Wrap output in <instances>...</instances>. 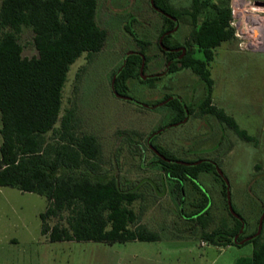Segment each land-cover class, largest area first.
I'll list each match as a JSON object with an SVG mask.
<instances>
[{
    "label": "rangeland",
    "instance_id": "1",
    "mask_svg": "<svg viewBox=\"0 0 264 264\" xmlns=\"http://www.w3.org/2000/svg\"><path fill=\"white\" fill-rule=\"evenodd\" d=\"M220 1L228 5L231 2ZM169 2L177 10L191 4V0ZM97 21L107 30L106 44L99 52H84L70 66L60 118L48 137L56 134L62 118L73 111L76 135L93 134L100 143L96 174L116 177L124 189H137L139 197L130 207L141 223L160 234V239L51 241L42 232L40 216L49 204L47 197L0 186V264H253L251 241L216 246L201 237L204 230L232 221L222 181L209 172L199 174L197 183L210 197L212 220L206 228L195 224L186 216L194 210L192 184L184 182L182 200L172 192L175 182L165 176L148 138L160 131L152 142L178 158L215 160L229 181L233 207L247 221L246 233L256 231L264 210V50L240 49L233 38L213 50L214 59L208 64L213 79L211 102L253 137L246 140L213 114H203L207 86L191 68L154 81L131 78L127 90L131 99L115 95L112 79L125 54L142 49L127 31L128 23L147 42L144 47L149 61L144 73L157 74L166 68V56L158 43L164 19L154 10L151 0H98ZM193 28L190 18L183 16L170 41L187 45ZM2 33L0 27V36ZM20 43L23 56L38 54L30 28L23 29ZM188 47L195 58L205 59L198 46ZM166 94L179 96L192 106L193 112L185 123H172L173 108L160 104ZM69 216L66 210L47 218L46 223L50 227L57 223L68 225Z\"/></svg>",
    "mask_w": 264,
    "mask_h": 264
},
{
    "label": "trees",
    "instance_id": "2",
    "mask_svg": "<svg viewBox=\"0 0 264 264\" xmlns=\"http://www.w3.org/2000/svg\"><path fill=\"white\" fill-rule=\"evenodd\" d=\"M154 4L158 8L152 6L154 10L164 19L159 47L166 56V65L172 61L167 74L182 68L193 69L207 86L208 95L202 102L203 114H213L240 137L253 140L232 116L211 102L213 79L208 64L214 59L213 50L236 38L230 26L231 11L227 1L191 0L190 6L182 10L175 9L169 0H154ZM97 8L98 0H2L0 186L18 187L47 197L49 204L40 216L42 232L48 234L51 241L159 240L160 234L141 223L138 214L130 207L139 197L137 189H124L116 177L96 174L101 156L100 143L93 134L76 135L73 111L62 118L56 134L48 137L49 132L55 131L60 118L62 91L70 66L84 52H99L106 44L107 30L97 21ZM183 16L189 17L194 27L187 45L171 42L173 32L167 34L161 44V36L176 28ZM24 28H30L34 33L38 54L33 57L23 56L20 34ZM126 28L142 49L126 57L125 67L116 78V88L123 96H127L128 81L141 78L142 55L146 58L144 69L149 61L144 47L147 42L129 28V23ZM188 46H198L205 59L195 58ZM180 47L186 49L183 56L182 49L173 50ZM170 96L166 94L164 99ZM167 104L174 110L172 123L184 119V104L190 113L193 112L192 106L178 98ZM153 145L165 158L180 159L165 147ZM155 156L161 162L165 176L175 182L172 192H177L181 200L184 182L192 184L194 210L186 216L203 228L212 220L210 197L201 189L197 178L201 172H209L222 181V192L232 221L225 220L212 230H204L201 237L216 246L241 245L234 238L243 223L229 209L227 185L215 164L206 160L197 165H186L168 161L156 153ZM66 210L70 211L68 225L57 223L50 227L46 223L47 218ZM242 239L244 236L240 235L239 240ZM249 241L254 245L253 264H264V231Z\"/></svg>",
    "mask_w": 264,
    "mask_h": 264
},
{
    "label": "built area",
    "instance_id": "3",
    "mask_svg": "<svg viewBox=\"0 0 264 264\" xmlns=\"http://www.w3.org/2000/svg\"><path fill=\"white\" fill-rule=\"evenodd\" d=\"M230 26L238 47L243 50H264V0H231Z\"/></svg>",
    "mask_w": 264,
    "mask_h": 264
},
{
    "label": "water",
    "instance_id": "4",
    "mask_svg": "<svg viewBox=\"0 0 264 264\" xmlns=\"http://www.w3.org/2000/svg\"><path fill=\"white\" fill-rule=\"evenodd\" d=\"M151 4H152V6L155 7L154 0H151ZM155 8H156V7H155ZM156 9H158V8H156ZM169 16L172 17L171 15H169ZM172 18H173L175 21H177V19H176L175 17H172ZM177 28H178V27L174 28L173 30H171V31H169V32H167V33H165V34H163V35L161 36V38H160V43L162 44V40H163V38H164L167 34L176 31ZM181 49L183 50V53H182L181 56H183V55L186 53V49H185V48H181ZM168 50H169V49H168ZM134 52H137V51H133V50H131V51H128V52L125 54L120 69H119V70L115 73V75L113 76V79H112V89H113V92L115 93V95H117L118 97H123V98L131 99L129 96H123V95H121V94L118 92V90H117V88H116L115 81H116V78H117L118 74H119V73L123 70V68L125 67V64H126V57H127L129 54H132V53H134ZM142 58H143V61H142V65H141V67H140V77H141L142 79H148V78H151V77H157V76H163V75H166L167 72H168V70H169L170 64L172 63V61L168 62V64L166 65L165 70H164L163 72H161V73L152 74V75H146V74L144 73V67H145V63H146V58H145L144 55H142ZM174 98H178V99L182 100L179 96H170L169 98H167L166 100H164V101H163L162 103H160V104H166V103H168L169 101H171V100L174 99ZM154 106H155V105H154ZM184 108H185V118H184L182 121H180V122H178V123H176V124H182V123H184V122L187 121V119H188V117H189V110H188V107H187L185 104H184ZM158 133H160V131L153 133V134L148 138V144H149V146L151 147V149H152L156 154L160 155V156L163 157L164 159H166V160H168V161H173V162H177V163L186 164V165H197V164H199V163H201V162H203V161H206V159H201V160H197V161H193V162H191V161H186V160H182V159H179V160H171V159L165 158V157L159 152V150L153 145V143H152V139H153ZM216 168H217V170H218V173L223 177V179L225 180L226 185H227V202H228L229 209H230V211L232 212V214L235 215L237 218H239V219L242 221V223H243V225H242L240 231L237 233V235L235 236L234 240H235L236 243L243 244V243H245L246 241L252 240V239L256 238L258 235H260V233H261V231H262L263 223H264V210L262 211L261 216H260V219H259V224H258V230H257V232H256L254 235H252V236H248V237H246V238H244V239H242V240H239V236L244 232V230H245V228H246V221L244 220V218H243L241 215H239V214L235 211V209H234V207H233V205H232V202H231V191H230V185H229V181H228L227 177L225 176L223 170H222L219 166L216 165Z\"/></svg>",
    "mask_w": 264,
    "mask_h": 264
},
{
    "label": "flooded vegetation",
    "instance_id": "5",
    "mask_svg": "<svg viewBox=\"0 0 264 264\" xmlns=\"http://www.w3.org/2000/svg\"><path fill=\"white\" fill-rule=\"evenodd\" d=\"M177 27H178V23H177ZM182 47H180V48H174L173 50H179V49H181ZM165 70V69H164ZM190 112H189V116H190ZM185 118V117H184ZM189 118V117H188ZM188 120V119H187ZM185 123V122H184ZM221 123V122H220ZM202 159H206V160H208V161H211L212 163H214L215 164V166L217 165V166H219L218 165V163L215 161V160H213V159H210V158H202ZM198 160H201V159H198ZM246 227H247V225H246ZM245 230H246V228H245ZM244 230V231H245ZM257 232V231H256ZM255 233H252V234H247L246 233V231L245 232H243L242 234H241V236H244V238H246V237H248V236H252V235H254Z\"/></svg>",
    "mask_w": 264,
    "mask_h": 264
}]
</instances>
